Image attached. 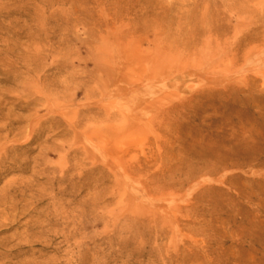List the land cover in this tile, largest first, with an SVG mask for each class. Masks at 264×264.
Segmentation results:
<instances>
[{"label":"rangeland","instance_id":"rangeland-1","mask_svg":"<svg viewBox=\"0 0 264 264\" xmlns=\"http://www.w3.org/2000/svg\"><path fill=\"white\" fill-rule=\"evenodd\" d=\"M1 40V263L264 264V0H0Z\"/></svg>","mask_w":264,"mask_h":264},{"label":"bare ground","instance_id":"bare-ground-1","mask_svg":"<svg viewBox=\"0 0 264 264\" xmlns=\"http://www.w3.org/2000/svg\"><path fill=\"white\" fill-rule=\"evenodd\" d=\"M8 16H10L8 14ZM20 68L18 67L16 60L13 56V51L11 49V45L9 44V40L0 41V174L2 172V168L5 167L6 160L11 155H13L12 161H15V166L12 168L14 171L20 173L24 170V164H21L17 160V153L20 151V140L25 137V134L18 126L23 122L22 116L16 115L14 120H11L13 117V110L18 109L19 111L24 110L23 106H27L23 104L21 98V92L18 96H9L6 91H2L3 86L8 85L10 81H16L17 78L20 79ZM31 82H36V78L34 76L31 77ZM3 85V86H2ZM2 86V87H1ZM35 89V86H34ZM31 103L36 105L38 102L37 92L33 90L31 95ZM32 116H36V112H33ZM36 123V124H35ZM37 122L36 118L33 121H29L27 128H30V134L27 136L31 139L33 134H35L37 130ZM47 155L52 154V152H47ZM11 169V168H10ZM48 181L55 182L54 178L48 179ZM17 192V191H16ZM14 192V198L9 197L8 191L0 192V228L9 227L7 231H10L14 227V223L16 226L20 224V220L18 221V216L22 213L23 208L20 207V200L17 199V193ZM20 228L18 227V230ZM4 231V232H7ZM14 237L17 239L21 238V234H15ZM0 250L3 249L7 244L8 240H1ZM19 244H17L18 246ZM8 255H4L0 252V264L2 258H17V251H8ZM15 258V259H16Z\"/></svg>","mask_w":264,"mask_h":264}]
</instances>
